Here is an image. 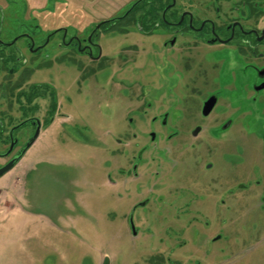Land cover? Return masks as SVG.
<instances>
[{
    "label": "rangeland",
    "instance_id": "obj_1",
    "mask_svg": "<svg viewBox=\"0 0 264 264\" xmlns=\"http://www.w3.org/2000/svg\"><path fill=\"white\" fill-rule=\"evenodd\" d=\"M37 1L14 0L6 17L0 15V43L19 38L14 47L0 45V54L17 53L11 85L32 71L23 88L49 86L57 111L0 178V264H105L106 258V264H189L223 245L224 260L207 263L203 257L201 263L264 264L261 256L248 259L264 244V93L251 102L253 92L248 98L244 92L253 74L226 52L208 53L207 59L221 60L217 72L203 60L206 51L185 46L186 34L166 52L174 53L177 70L184 65L178 54L193 61L182 76L175 74L165 54L152 48L169 34L160 28L146 37L133 25L127 34L118 33L117 25L99 31L103 58L92 65L91 76L64 68L57 47L62 28L85 37L136 0ZM212 1L176 0L175 9L192 3L213 20L212 5H206ZM220 2L229 13L232 4ZM24 34L35 47L50 37L43 51L32 53ZM255 64L263 65L264 57ZM212 76L220 87L233 88L222 87L219 105L202 117V101L215 88ZM49 100L40 104L39 115ZM8 101L7 94L0 100V115L11 116L13 125L23 119L22 105L11 96L10 110ZM230 118L233 124L224 131L221 125ZM196 126L201 129L192 136ZM144 201L145 208L133 213ZM217 234L229 240L209 242ZM245 244L254 247L252 253L248 247L242 252Z\"/></svg>",
    "mask_w": 264,
    "mask_h": 264
},
{
    "label": "flooded vegetation",
    "instance_id": "obj_2",
    "mask_svg": "<svg viewBox=\"0 0 264 264\" xmlns=\"http://www.w3.org/2000/svg\"><path fill=\"white\" fill-rule=\"evenodd\" d=\"M220 1L232 4L229 13L223 12ZM172 2L173 0H170L163 9L161 14V22H157L149 27L141 24V22L139 23V21L130 23L123 20V18L128 15H124L125 12L129 9L128 8L120 17L102 21L96 24L92 31H90L89 34L85 37L68 35L67 30H65V28H62L60 42L57 45V47H59L61 51L59 58L61 59V64L64 66V68L65 66H70L77 72H87L88 76H91V74H94L92 65L95 62H100L103 58L102 47L98 42L100 39L99 31L103 27L117 25V32L119 31L122 34H127L129 26L133 25L134 27H136V30L138 32L146 37L152 36L161 28L163 32L169 34V38L163 40L161 45L155 44V46H153L152 48L153 52L158 53L161 51L158 54H165L164 58L171 66V72H174L175 74L177 73L182 76V69L191 67V64L193 63L190 56H185L184 54L182 56V54H178V64L181 63L180 61H183L184 65L181 67V70H177L175 69L177 60L173 57L174 53H166L169 49H173L175 47L178 39L182 38L180 36L186 34L185 40H187V43L185 44V46L188 47L189 50L200 48L204 52L206 51L207 53L205 54L203 60L206 63L210 62L211 65L217 67V72L221 65V60H215L213 59V57L207 59L208 53L212 55H218L226 52L229 56L236 57L239 62L241 61L244 64V70L250 71L253 74V78L250 84L244 85L245 96L246 98H248V92H253L254 95L250 96L248 100H251V102L256 101L255 95L264 93V88L258 91L256 90L258 87L264 85V64H255V60H260L264 57V25L260 24V22L264 23V0H213L212 4H206L210 6L212 5V12L215 16V19L213 20H211L209 17H205V15L204 17H202V14L204 13H200L197 10H194V5L192 3L186 6L185 10L177 13V10L175 9L176 0L175 4L171 8L166 10L163 16L164 10ZM217 2H219L220 5L217 4ZM199 16H201V18ZM97 26L99 27L97 28ZM49 37L50 36L48 35L43 44L37 47H35L36 42L34 38L27 36L26 34H24L23 38L26 40V47L28 52L37 53L38 51H43L45 49V42L49 41ZM17 40H19V38H16L13 42H11V44L7 45H11V47H14ZM0 45L6 46L2 43H0ZM14 54L16 55L17 53L13 52L12 50L11 54H0V75L4 73L6 77L4 80L3 78L0 79V100L5 99L7 94L10 98V101L7 102L6 106L10 110L11 96H14V98L19 97L18 99L23 100H20V102L16 100V102L22 105L21 108L23 110V119L18 123L11 125V116L4 117L0 115V159H5L4 164H2L0 168L20 153L26 143L33 137L37 129H39L40 134L42 127H46L47 124L52 123L54 115L57 111V102L54 98L53 91L49 86L44 84H33L27 88H23V81H26L29 78L32 71L22 72L23 75L21 79L23 81L20 84L14 83L13 85H11V74L16 72V69H12L11 65L13 64L12 62L14 60L17 62V58L14 56ZM81 58L86 59L87 64L82 62ZM201 67H204L203 64L200 66V68ZM198 72L200 75L206 73L204 70H198ZM215 76L217 78V73ZM215 76L211 77V82L213 83L215 88L209 91V95L207 94L208 96L202 101L200 110L202 117H208L211 112L215 110L216 106L219 105V101L222 98L219 95V91L222 87L228 89H230V87L233 88L232 85H224L220 87V85H217L216 83L217 79L214 78ZM212 96L216 97V102L209 114L207 116H203V105L205 101ZM47 97L50 98L49 105L46 108L43 106V111L41 112L40 116L38 114L41 111L40 104L44 103L46 105ZM1 107L2 106L0 103V108ZM153 120H155V118H153ZM166 120L163 122V125L166 124ZM232 124L233 119L230 118L223 122L221 127L225 131L227 130V128L231 127ZM225 125H227L226 128H224ZM196 129H198V131L194 134ZM200 129L201 128L199 126H196L191 132V135L196 136L199 133ZM20 130H25L24 136L18 135ZM152 136L154 135L151 134V137ZM133 170H135V167H133ZM146 205L147 202H140L132 208V212L134 213V211H136L138 208H145ZM128 225L130 227L129 220ZM130 231L132 232L131 227ZM133 236H136V232L135 234H133ZM259 236L261 235H257V237ZM252 238L253 236H251L248 241L246 239H243V243L251 241ZM222 240L227 242L229 238L227 236H224L223 234H217L213 236V238L209 242L218 243ZM243 246L244 250L242 252H245L247 250L246 248L248 247L249 252L252 253L251 249H253L254 247L246 244ZM226 247L228 250V246L223 245L214 249L213 252H203L204 254L202 253L203 255L201 257V261H205L203 257H209L207 263H210V261H215L216 259L219 262L220 260H224V257H226L224 256ZM216 250L218 251V253H220V257L215 254L217 252ZM253 253H255V255L248 256V259L257 256L264 257V244L256 246V251H253ZM201 261H199L197 258L194 260L190 259L189 264H202ZM219 262L213 263L219 264ZM242 262L243 261H241L240 264Z\"/></svg>",
    "mask_w": 264,
    "mask_h": 264
},
{
    "label": "trees",
    "instance_id": "obj_3",
    "mask_svg": "<svg viewBox=\"0 0 264 264\" xmlns=\"http://www.w3.org/2000/svg\"><path fill=\"white\" fill-rule=\"evenodd\" d=\"M165 4L167 3H164L163 0H140L123 20L130 23L139 21L145 26H152L157 22H161V13L165 8ZM18 98L16 100L20 102Z\"/></svg>",
    "mask_w": 264,
    "mask_h": 264
},
{
    "label": "water",
    "instance_id": "obj_4",
    "mask_svg": "<svg viewBox=\"0 0 264 264\" xmlns=\"http://www.w3.org/2000/svg\"><path fill=\"white\" fill-rule=\"evenodd\" d=\"M139 2H140V0L139 1H136L134 4H132L131 7L125 12L124 15L126 16ZM174 4H175V0H173V2L169 6L166 7V9L163 12V16H164V13L166 12V10H168L169 8H171ZM98 27L99 26H97V28ZM263 88H264V85L258 87L256 90L258 91V90H261ZM215 102H216V97L215 96L209 97L205 101V103L203 105V108H202V114H203V116H207L209 114V112L213 108ZM227 125H225L224 128H226ZM197 131H198V129L195 130L194 134L197 133ZM38 136H39V129L36 130V132L33 135V137L26 143V145L20 151V153L17 156H15L13 159H11L7 164H5L4 166H2L0 168V178L2 176H4L6 173H8L19 162V160L23 157V155L26 153V151L28 150V148L36 141V139L38 138ZM152 138H153V136H152ZM12 145H11V148H12ZM140 205H142V204H140ZM129 223H130V227H131V230H132L133 234H135V228L133 226V221H132L131 218L129 220ZM106 263H107V258L105 259V264Z\"/></svg>",
    "mask_w": 264,
    "mask_h": 264
},
{
    "label": "crops",
    "instance_id": "obj_5",
    "mask_svg": "<svg viewBox=\"0 0 264 264\" xmlns=\"http://www.w3.org/2000/svg\"><path fill=\"white\" fill-rule=\"evenodd\" d=\"M26 2L28 5L30 4L32 6H36L35 4H39L38 2H40V1L26 0ZM13 3H14V0H0V15H2L3 17H6L4 13L11 8V5Z\"/></svg>",
    "mask_w": 264,
    "mask_h": 264
}]
</instances>
